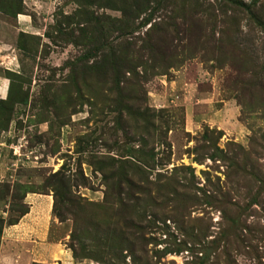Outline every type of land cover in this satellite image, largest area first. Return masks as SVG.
<instances>
[{
	"label": "rangeland",
	"instance_id": "obj_1",
	"mask_svg": "<svg viewBox=\"0 0 264 264\" xmlns=\"http://www.w3.org/2000/svg\"><path fill=\"white\" fill-rule=\"evenodd\" d=\"M236 1L0 0V250L43 194L68 260L16 264H264V0Z\"/></svg>",
	"mask_w": 264,
	"mask_h": 264
},
{
	"label": "crops",
	"instance_id": "obj_2",
	"mask_svg": "<svg viewBox=\"0 0 264 264\" xmlns=\"http://www.w3.org/2000/svg\"><path fill=\"white\" fill-rule=\"evenodd\" d=\"M25 14H20L18 20L27 22ZM23 18V19H22ZM8 89V83L6 80L0 79V95L6 94ZM31 196V195H30ZM44 196L38 195L32 197L30 211L24 215L21 220L12 226H7L3 232V239L5 240V246L2 244L0 264H16L12 255L9 253H20L23 251L22 256L25 258L35 259L34 256L47 254L48 257L57 256V258H65L68 260V255H60V249L57 244L50 241L51 228L48 225L53 221L51 213H48L50 206L49 196L47 199ZM36 210L40 211L38 218L34 217ZM15 244V246L13 245ZM25 248L27 251H25ZM18 251V252H17ZM25 251V252H24ZM34 255V256H33ZM9 256V259L8 257ZM60 258V259H61ZM19 261V260H18ZM19 264V263H18Z\"/></svg>",
	"mask_w": 264,
	"mask_h": 264
},
{
	"label": "trees",
	"instance_id": "obj_3",
	"mask_svg": "<svg viewBox=\"0 0 264 264\" xmlns=\"http://www.w3.org/2000/svg\"><path fill=\"white\" fill-rule=\"evenodd\" d=\"M236 4L243 6V7H246V8L248 7V5L246 3H244L243 1L238 0V1H236ZM28 210L26 212H24L16 222H14L12 224H17L21 220V218L29 212ZM73 249H75V248H73Z\"/></svg>",
	"mask_w": 264,
	"mask_h": 264
}]
</instances>
